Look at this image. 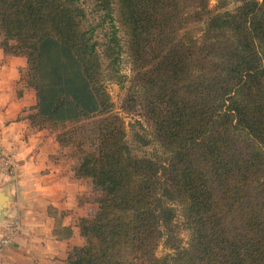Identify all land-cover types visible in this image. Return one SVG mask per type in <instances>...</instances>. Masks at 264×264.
Instances as JSON below:
<instances>
[{"label": "trees", "instance_id": "1", "mask_svg": "<svg viewBox=\"0 0 264 264\" xmlns=\"http://www.w3.org/2000/svg\"><path fill=\"white\" fill-rule=\"evenodd\" d=\"M98 1L111 20L120 4L164 161L133 154L118 115H107L99 42L80 0H0V49L26 57L22 81L36 92L32 126L77 146L75 176L103 191L67 264H264V0H220L235 3L220 11L210 0ZM204 19L203 37L181 33ZM113 26L103 55L114 70ZM125 99L139 104L130 90ZM96 116V141L81 149L89 129L79 123Z\"/></svg>", "mask_w": 264, "mask_h": 264}, {"label": "crops", "instance_id": "2", "mask_svg": "<svg viewBox=\"0 0 264 264\" xmlns=\"http://www.w3.org/2000/svg\"><path fill=\"white\" fill-rule=\"evenodd\" d=\"M26 66L25 56L0 49V264H67L86 243L79 220L92 213L80 198L89 187L56 133L32 126L37 99L22 81Z\"/></svg>", "mask_w": 264, "mask_h": 264}, {"label": "rangeland", "instance_id": "3", "mask_svg": "<svg viewBox=\"0 0 264 264\" xmlns=\"http://www.w3.org/2000/svg\"><path fill=\"white\" fill-rule=\"evenodd\" d=\"M98 0H80V5L85 9L86 17L84 19L83 27L87 28L92 32L93 40L99 42L98 49L102 56V80L105 86V90L109 95V101L112 105L110 111L107 115H118L120 118L124 130V140L127 142L129 147L131 148L133 154L136 156H148L153 157L156 160L164 161L166 160V152H164L163 147L160 145L159 141L156 139V127L151 120L147 119L144 108V100L145 93L144 88L142 87V79L135 76L137 72H135L133 68V63L131 59V54L129 53L128 48V32L124 28L125 25L120 22L121 13H120V4L117 1L115 3V10L112 13V17L114 16L116 19L111 20L109 15H106L105 10H101L100 5L98 4ZM220 0H210L209 7L213 11H220L225 8H232L235 3L232 1L229 2L228 5L221 7ZM100 9V10H99ZM120 26L119 32L117 33L120 36L122 54L121 58L114 65V70L109 65V57L103 55V50L105 48L103 43H106L111 37L112 32L114 31L113 25ZM207 28L206 20H200L198 22H191L185 29L181 31L184 33L185 30H189L191 34H194L195 37L201 38ZM118 68V72L117 69ZM119 75V77H118ZM132 91L133 95L137 97L138 103L135 104V108H132V102L127 100L126 103L124 101L127 92ZM154 90H152L153 92ZM126 100V99H125ZM124 102V103H123ZM100 116L91 117L87 120L81 121L79 124L84 128L89 129L87 132V136L85 139L84 147L81 149H89L93 147L94 141H96V134L93 133V129L95 127L94 122ZM79 124H71L67 127H64L63 130H69L73 126ZM80 131V130H79ZM241 142V140H240ZM79 151L73 145H65L63 147V151H65V156L67 155V160L71 163L75 164L78 162V156L74 155L75 151ZM88 190L85 194L80 198L81 202H85L86 209L91 207V213L94 215V209L97 207L98 210V202L97 199L102 195V190L96 185H94L93 181L87 178ZM90 205V206H89ZM89 211V210H88ZM179 232H181L183 241L187 244L190 238V230L187 229L185 223L181 216L177 220ZM167 252V248L161 242L157 248V255H163Z\"/></svg>", "mask_w": 264, "mask_h": 264}, {"label": "built area", "instance_id": "4", "mask_svg": "<svg viewBox=\"0 0 264 264\" xmlns=\"http://www.w3.org/2000/svg\"><path fill=\"white\" fill-rule=\"evenodd\" d=\"M2 242H7V239H3Z\"/></svg>", "mask_w": 264, "mask_h": 264}, {"label": "water", "instance_id": "5", "mask_svg": "<svg viewBox=\"0 0 264 264\" xmlns=\"http://www.w3.org/2000/svg\"><path fill=\"white\" fill-rule=\"evenodd\" d=\"M1 207H2V203L0 202V209H1Z\"/></svg>", "mask_w": 264, "mask_h": 264}]
</instances>
